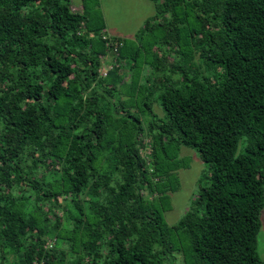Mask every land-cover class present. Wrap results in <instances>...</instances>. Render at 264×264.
Returning a JSON list of instances; mask_svg holds the SVG:
<instances>
[{
	"label": "trees",
	"instance_id": "trees-1",
	"mask_svg": "<svg viewBox=\"0 0 264 264\" xmlns=\"http://www.w3.org/2000/svg\"><path fill=\"white\" fill-rule=\"evenodd\" d=\"M92 1L0 0V264H264V0H150L129 45Z\"/></svg>",
	"mask_w": 264,
	"mask_h": 264
},
{
	"label": "rangeland",
	"instance_id": "rangeland-1",
	"mask_svg": "<svg viewBox=\"0 0 264 264\" xmlns=\"http://www.w3.org/2000/svg\"><path fill=\"white\" fill-rule=\"evenodd\" d=\"M74 1L77 2L76 5L78 6L72 5V9L80 10L79 0ZM91 7L95 9L90 11L93 14H98L99 18L104 22L106 35L113 39L126 40L127 45H129V42L135 43L145 23L154 16L159 15L157 4L150 0H96L92 1ZM139 64L138 62V70H140ZM107 68L106 62H104L103 70ZM151 101V109L153 114H155V118L159 122H166L167 117L159 104V99L153 97ZM143 115V120L151 119L147 113ZM144 127L146 128V125ZM178 157L183 159L186 166L178 170V180L176 179V187L178 189L175 193L170 194V209L164 214V219L168 225L176 224L187 212L192 199L197 196L200 188L205 185V178L208 177L209 173L207 165L201 161L195 149L181 146ZM260 220L261 229L257 237V249L258 255L263 259L264 209L261 212Z\"/></svg>",
	"mask_w": 264,
	"mask_h": 264
}]
</instances>
